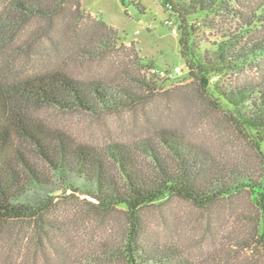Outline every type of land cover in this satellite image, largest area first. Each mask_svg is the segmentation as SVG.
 <instances>
[{
  "label": "trees",
  "instance_id": "trees-1",
  "mask_svg": "<svg viewBox=\"0 0 264 264\" xmlns=\"http://www.w3.org/2000/svg\"><path fill=\"white\" fill-rule=\"evenodd\" d=\"M51 1L61 0H9L7 20L1 25L17 28L35 17L51 18ZM62 2L77 14L85 12L82 0ZM161 2L177 22L180 54L200 96L255 145L264 173V0ZM212 16L211 21L200 20ZM217 18L223 20V30H218ZM231 23H236L235 31L226 30ZM201 24L221 34V41L211 43L210 49L202 50L196 41ZM100 30L90 35L96 46L83 48L87 54L102 53L100 49L113 53L117 48L119 32L103 22ZM133 62L154 67L136 54ZM250 68L257 71L260 82L214 83ZM129 79L127 83L84 82L55 69L10 85L0 81V222L30 220L41 229L53 226L46 220L56 199L84 197L100 212L123 209L126 216L122 244L105 246L109 262L193 264L178 247L150 235L143 225V209L170 198L205 208L246 194L257 211L256 236L264 249V175L255 167L217 157L167 128L132 148L81 144L35 114L46 108L101 117L133 109L143 102L137 89L150 84L145 75L130 74Z\"/></svg>",
  "mask_w": 264,
  "mask_h": 264
},
{
  "label": "rangeland",
  "instance_id": "rangeland-1",
  "mask_svg": "<svg viewBox=\"0 0 264 264\" xmlns=\"http://www.w3.org/2000/svg\"><path fill=\"white\" fill-rule=\"evenodd\" d=\"M8 2L0 0L3 83L10 85L56 69L84 82L127 83L131 74L145 75L150 84L137 89L141 104L115 115L92 117L44 108L35 112L39 119L49 120L81 144L96 147L117 144L132 148L167 128L183 133L217 157L255 167L264 175L255 145L200 96L180 54V36L174 34L177 22L161 0H82L84 14H77L62 0L51 1V18L35 17L17 28L1 25L7 20ZM102 22L119 32L117 48L113 53L100 49L102 53L87 54L83 48L94 46L89 37L101 31ZM215 22L223 30V20ZM226 26L231 31L237 27L236 23ZM218 30L199 26L196 41L202 50L221 41ZM135 54L168 76L148 77L144 72L148 68L134 64ZM177 68L181 73L175 75ZM237 81L254 83L261 78L250 68L240 75L219 77L214 83L232 85ZM261 148L264 153V142ZM83 198L56 199L52 216L46 220L53 226L41 229L30 220L0 222V264H127L124 259L109 262L106 255V247L123 242L127 226L123 209L103 213ZM142 216L150 235L178 247L193 264H264V249L256 236L257 211L246 194L205 208L170 198L144 208Z\"/></svg>",
  "mask_w": 264,
  "mask_h": 264
},
{
  "label": "built area",
  "instance_id": "built-area-1",
  "mask_svg": "<svg viewBox=\"0 0 264 264\" xmlns=\"http://www.w3.org/2000/svg\"><path fill=\"white\" fill-rule=\"evenodd\" d=\"M174 34H178V29L177 27L174 29ZM148 77H157V78H164L167 77V72L161 69H158L156 67H150L147 69V71H144ZM181 70L180 68H177L173 74H180ZM173 76V75H172Z\"/></svg>",
  "mask_w": 264,
  "mask_h": 264
}]
</instances>
